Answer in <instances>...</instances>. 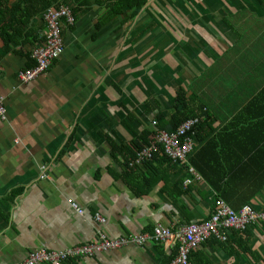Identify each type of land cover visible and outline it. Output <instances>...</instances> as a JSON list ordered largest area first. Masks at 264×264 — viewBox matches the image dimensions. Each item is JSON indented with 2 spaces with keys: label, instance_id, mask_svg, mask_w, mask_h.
<instances>
[{
  "label": "crops",
  "instance_id": "0c3cea01",
  "mask_svg": "<svg viewBox=\"0 0 264 264\" xmlns=\"http://www.w3.org/2000/svg\"><path fill=\"white\" fill-rule=\"evenodd\" d=\"M150 1L123 27L126 15L100 25L103 6L78 0L72 15L75 5L66 0L61 5L73 23H62L65 52L26 85L18 76L34 66L31 54L43 41L45 11L23 18L26 3L20 0L18 33L12 23L0 28V264H20L38 249L66 251L100 233L118 238L156 226L177 233L212 213L216 194L205 177L242 181L264 175V107L248 106L264 90V0H222V9L200 18L192 4L181 10L179 0H171L175 10H156L158 27L147 28L143 40L131 45L152 20L139 21ZM178 101L207 120L189 158L201 180L186 186L192 178L186 168L138 166L135 176L149 172L152 181L132 189L133 176L124 177L128 157L113 155L112 147L133 149L154 129L152 121L170 117ZM247 205L263 210L264 189ZM177 246L131 244L65 264H160V252L170 256ZM204 252L213 264L231 262L220 249L205 246Z\"/></svg>",
  "mask_w": 264,
  "mask_h": 264
},
{
  "label": "built area",
  "instance_id": "2783aa9c",
  "mask_svg": "<svg viewBox=\"0 0 264 264\" xmlns=\"http://www.w3.org/2000/svg\"><path fill=\"white\" fill-rule=\"evenodd\" d=\"M64 19L69 24L73 23L70 10L65 5L48 8L43 13L45 23L43 41L31 54L34 66L18 76L22 85L29 84L44 75L52 63L64 54L65 44L64 39H62V20ZM0 120H5L3 98H0ZM200 122L201 118L195 117L186 120L172 131L154 128L153 141L137 152L135 160L129 166H141L144 162L150 161L152 153L157 150L159 145L163 155L171 160L174 165L188 167L192 178L184 181L186 186L192 184L194 180H201L189 164V157L196 149V132L194 129ZM152 126H156V121H152ZM42 171H45V167H42ZM40 178H44V175L42 174ZM71 206L77 210L78 214H82V210L74 203ZM95 218L97 222L104 223V218L99 214H96ZM260 223H264V209L256 210L246 204L234 211L222 199L216 198L213 203V211L208 219L186 224L180 227L177 233L162 226L154 227L150 233L118 238H108L100 233L96 241L77 245L66 249V251L48 252L46 249H38L20 264H65L73 260L91 259L99 254L117 251V249L131 244L138 247L150 243L167 246L173 241H177L178 246L177 256L171 264H190L191 252L207 243L209 239L225 242L229 232H241Z\"/></svg>",
  "mask_w": 264,
  "mask_h": 264
},
{
  "label": "trees",
  "instance_id": "16d2710c",
  "mask_svg": "<svg viewBox=\"0 0 264 264\" xmlns=\"http://www.w3.org/2000/svg\"><path fill=\"white\" fill-rule=\"evenodd\" d=\"M10 0H0V28L1 29H9L10 24L12 23V26L14 27V31L18 33V1L15 0V2L9 5ZM37 1V2H35ZM72 3L75 5V7L71 9L72 15H75L76 12V5L80 4L77 2L78 0H71ZM84 5L88 4L90 0H83ZM94 4H100V6H103L106 10L104 16H106V19L100 23L103 24L104 22L110 21L112 19H116L122 15H126L124 21L122 22L123 27L130 25L137 14L141 11V9L145 6V4L149 0H92ZM216 2L211 5V2L203 1L201 3H198L197 6H193L191 10L198 11L197 15L198 18L202 15V12L209 11V10H218L220 6V1L215 0ZM61 2V3H60ZM58 0H24V4L26 3V6L24 7L23 12V18H29L32 15H35L38 12H44L49 7L55 6L58 7L62 3L67 4L66 0L62 1ZM171 0H154L149 6L144 8L142 12L140 13V19L139 21H143L145 18L150 16L152 18L151 22L145 25L144 29L138 33L135 34V37L131 38L130 43L131 45L141 42L143 40L144 30H153L156 27H158L157 19L154 20V13L155 11L161 10H172L174 7L170 6ZM182 2V0H181ZM180 1L178 3H181ZM28 3V4H27ZM35 3L39 6L35 8ZM60 3V4H59ZM183 4V2H182ZM187 5V4H186ZM181 9V8H180ZM175 10V9H174ZM183 10V9H181ZM12 15L13 18L11 19V22L8 23L6 21L7 16ZM20 17V16H19ZM142 25V24H141ZM99 26V24H98ZM134 35V34H133ZM132 35V36H133ZM131 36V37H132ZM132 48V47H131ZM255 102L258 103L259 107H264V90L262 93L256 97L254 100V103H250L248 106L253 107L255 106ZM177 105L174 108V113L170 116H157L156 117V130H164V131H172L177 129L183 122L190 118L198 117L196 114H190L187 110L188 106L187 103L177 102ZM203 108V107H202ZM200 108V111H203V109ZM203 114V113H201ZM206 115V114H204ZM207 122V120L201 121L200 124H198L195 127V132L204 124ZM153 135L154 130H151V132H144L140 138H137L133 142V149L128 146H113V155H115L116 152L120 153V155H123L125 158V166L127 168V171L124 173V177L128 179V177H132L133 181L131 182L132 189L137 190V188L142 186H148L151 181V174L148 172L146 175H141V177L135 176V171L138 166H129L131 162L135 160L136 154L138 151L142 149V147L150 144L153 141ZM143 142V143H142ZM158 149L152 153L150 161L144 162L141 166L147 167L150 171L157 170L153 165H167L171 166L174 165L171 160H169L166 156L163 155V152L161 150V147L158 145ZM264 149V147H263ZM262 149V150H263ZM154 155V156H153ZM190 158V157H189ZM190 164V163H189ZM178 166V165H174ZM181 167V166H178ZM188 170V167H183ZM261 170L264 173V163L261 164ZM150 174V175H149ZM135 179L137 181H135ZM143 179V180H142ZM138 180H142L139 181ZM205 182L208 183L211 190H213L216 194V198L222 199L225 203L228 204L233 210L237 211L242 206L246 205L250 200L256 197L263 189H264V175L262 177H251L245 180L243 183V180L240 181L239 179L234 178H225V179H216L212 177H205ZM183 184V182H181ZM239 185L240 188H234L233 190L230 188L231 186H237ZM190 186V185H189ZM229 188L232 194H229ZM186 192V191H184ZM239 193V196L236 194ZM179 194H183L181 191H179ZM236 196V200H231L230 196ZM154 246H158L153 244ZM209 246L211 248H216L217 251L223 252L229 260H231L230 264H264V223L256 224L251 226L250 228L241 231V232H229L227 234V239L225 242H218L215 239H209L207 243L204 245H201L198 249H195V251L191 252L189 256V263L190 264H213V262L208 260V257L206 253L204 252V247ZM160 255L162 256V261L160 264H171L175 257L177 256V248L176 251L173 252L172 255L166 256L163 252H160Z\"/></svg>",
  "mask_w": 264,
  "mask_h": 264
},
{
  "label": "rangeland",
  "instance_id": "374dc122",
  "mask_svg": "<svg viewBox=\"0 0 264 264\" xmlns=\"http://www.w3.org/2000/svg\"><path fill=\"white\" fill-rule=\"evenodd\" d=\"M180 2H181V0H179ZM178 1V2H179ZM186 1H188V3H185V1H183V4H182V2L181 3H178L179 5H180V7L179 8H181V9H190L191 7H190V4H192L193 6H197V5H195V0H186ZM220 1V6H219V9H222L223 8V3H222V0H219ZM176 2V1H175ZM199 3V2H198ZM249 3V2H248ZM181 4H182V6H181ZM187 4V5H186ZM213 3L211 2V5H212ZM250 4V3H249ZM188 7V8H187ZM194 9V8H193ZM203 24H207V23H203Z\"/></svg>",
  "mask_w": 264,
  "mask_h": 264
},
{
  "label": "bare ground",
  "instance_id": "6f19581e",
  "mask_svg": "<svg viewBox=\"0 0 264 264\" xmlns=\"http://www.w3.org/2000/svg\"><path fill=\"white\" fill-rule=\"evenodd\" d=\"M62 23H64V20H62ZM45 24V23H44ZM62 36H64V35H62ZM59 59V58H58ZM157 149H158V147H157ZM196 149H197V147H196ZM196 151V150H195ZM154 156V155H153ZM153 159V158H152ZM151 159V160H152ZM190 163V162H189ZM191 164V163H190ZM197 174V173H196ZM192 255V254H191Z\"/></svg>",
  "mask_w": 264,
  "mask_h": 264
},
{
  "label": "water",
  "instance_id": "95a60500",
  "mask_svg": "<svg viewBox=\"0 0 264 264\" xmlns=\"http://www.w3.org/2000/svg\"><path fill=\"white\" fill-rule=\"evenodd\" d=\"M154 0H151L150 3H152Z\"/></svg>",
  "mask_w": 264,
  "mask_h": 264
}]
</instances>
